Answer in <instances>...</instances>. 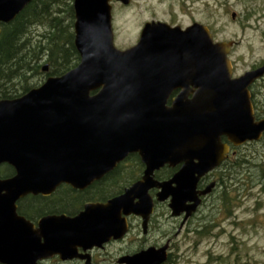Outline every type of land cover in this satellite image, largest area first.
I'll return each instance as SVG.
<instances>
[{
    "label": "water",
    "instance_id": "water-1",
    "mask_svg": "<svg viewBox=\"0 0 264 264\" xmlns=\"http://www.w3.org/2000/svg\"><path fill=\"white\" fill-rule=\"evenodd\" d=\"M32 1L0 0V24L11 23ZM113 2L130 4L72 0L78 64L19 98L0 100V165L15 171L12 178L0 180L1 264L34 259L25 254L17 234L21 220L15 203L27 193L51 191L60 183L83 186L127 154L138 153L147 174L120 202L128 196L143 200L142 192L157 187L159 201L171 198V216L185 213L187 219L213 187L196 192L198 179L228 153L220 138L232 147L262 138L264 119L255 121L248 88L263 77L264 62L232 78L228 54L234 43L213 42L208 28L198 23L181 29L147 22L134 46L118 50L111 25ZM188 85L198 90L190 100L183 94L166 106L171 90ZM179 163L183 165L170 181L158 184L150 178L164 164ZM146 200L149 213L152 204ZM142 205H131V213L140 215ZM64 234L50 249L65 247ZM165 261L164 251L150 249L121 263Z\"/></svg>",
    "mask_w": 264,
    "mask_h": 264
},
{
    "label": "flooded vegetation",
    "instance_id": "flooded-vegetation-1",
    "mask_svg": "<svg viewBox=\"0 0 264 264\" xmlns=\"http://www.w3.org/2000/svg\"><path fill=\"white\" fill-rule=\"evenodd\" d=\"M261 65L260 63L249 71L256 70ZM263 82L264 75L248 88L255 121L264 119V101L258 98L263 91ZM196 92L198 90L191 85L184 89L175 88L170 91L166 106H170L173 100L183 94L190 100ZM220 141L229 147L228 153L219 166L198 179L196 192L203 191L211 184L213 187L207 195L200 197L199 206L187 219H184L185 213L177 217L171 216V198L159 201L160 189L157 187H150L146 193L142 192L140 197L143 200L128 196L130 199L120 202L126 191L142 181L147 174L146 164L138 153L127 154L109 171L83 186L60 183L51 191L25 194L16 201L15 212L21 220L20 230L17 231L18 239H21L30 261L34 257L32 263L26 264H122V259L150 249L155 253L164 251L166 261L163 264H169L172 262L171 252L176 239L182 235L207 200L221 189V174L228 168L231 157L238 149L247 145L234 148L225 137H221ZM182 165L164 164L155 169L150 178L158 184L166 183L180 171ZM14 175L15 171L11 166L6 163L0 165V180ZM147 198L152 204L149 213L146 209ZM140 203L143 204L139 209L140 215L131 213L130 206ZM190 204L188 202L186 205ZM63 230L65 247L60 251H53L50 247L53 248V244L57 243Z\"/></svg>",
    "mask_w": 264,
    "mask_h": 264
},
{
    "label": "rangeland",
    "instance_id": "rangeland-1",
    "mask_svg": "<svg viewBox=\"0 0 264 264\" xmlns=\"http://www.w3.org/2000/svg\"><path fill=\"white\" fill-rule=\"evenodd\" d=\"M151 21L182 29L198 23L209 28L214 42H234L229 53L232 76H241L263 63L264 0H131L129 6L113 3L116 49L134 45L144 24ZM32 32L41 34L43 30L34 27ZM42 78L36 82L41 84L46 77ZM261 85L263 91L258 98L263 102L264 82ZM237 157L252 164L244 163V168L236 169L237 177L227 189L231 204L224 205L219 188L176 239L169 264H264V136L259 143L238 149L231 159ZM204 228L208 235H203Z\"/></svg>",
    "mask_w": 264,
    "mask_h": 264
},
{
    "label": "trees",
    "instance_id": "trees-1",
    "mask_svg": "<svg viewBox=\"0 0 264 264\" xmlns=\"http://www.w3.org/2000/svg\"><path fill=\"white\" fill-rule=\"evenodd\" d=\"M71 3L72 0H33L14 21L0 25V99L18 97L39 86L36 81L43 76H60L77 65ZM34 27H41L43 32H32ZM44 65L48 71L43 74ZM242 164L252 163L240 157L231 159L221 174V198L226 207L231 204L227 200L228 185L236 179V169L245 167ZM205 228L203 235H208Z\"/></svg>",
    "mask_w": 264,
    "mask_h": 264
}]
</instances>
